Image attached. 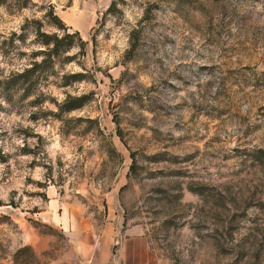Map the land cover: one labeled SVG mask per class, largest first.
Listing matches in <instances>:
<instances>
[{"label":"rangeland","instance_id":"rangeland-1","mask_svg":"<svg viewBox=\"0 0 264 264\" xmlns=\"http://www.w3.org/2000/svg\"><path fill=\"white\" fill-rule=\"evenodd\" d=\"M106 233L264 264V0H0V264Z\"/></svg>","mask_w":264,"mask_h":264},{"label":"crops","instance_id":"crops-1","mask_svg":"<svg viewBox=\"0 0 264 264\" xmlns=\"http://www.w3.org/2000/svg\"><path fill=\"white\" fill-rule=\"evenodd\" d=\"M105 235L107 238L94 249L85 247V264H156V255L142 233L123 237L114 250L110 233Z\"/></svg>","mask_w":264,"mask_h":264},{"label":"trees","instance_id":"trees-1","mask_svg":"<svg viewBox=\"0 0 264 264\" xmlns=\"http://www.w3.org/2000/svg\"><path fill=\"white\" fill-rule=\"evenodd\" d=\"M114 5H115V3L112 2V3L109 5V7L107 8L106 11H110V10H112V8L114 7ZM46 37H49V36H46Z\"/></svg>","mask_w":264,"mask_h":264}]
</instances>
